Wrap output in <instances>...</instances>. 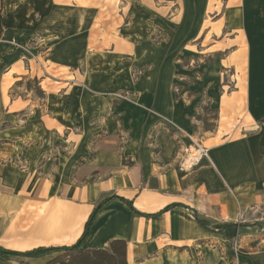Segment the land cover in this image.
<instances>
[{
    "label": "crops",
    "instance_id": "obj_1",
    "mask_svg": "<svg viewBox=\"0 0 264 264\" xmlns=\"http://www.w3.org/2000/svg\"><path fill=\"white\" fill-rule=\"evenodd\" d=\"M36 1L35 27L61 42L84 35L86 52L71 79L54 74L65 66L52 59L46 70L32 64L18 47L32 39L21 16L26 6L0 0V247H70L109 197L81 241L84 250L123 241L127 264H264V0L227 8L228 32L245 59L243 87L228 93L223 85L216 97L207 88L219 115L229 104L243 105L248 127L236 137L196 136L209 158L191 169L183 168L194 138L191 106L176 98L178 60L166 45L176 31L201 37L214 2H138L119 15L122 22L106 23L103 37L93 29L105 24L98 23V0ZM255 27L263 30L260 53ZM47 39L41 34L39 46L48 55ZM31 79L41 97L27 89ZM221 224L232 226L212 227ZM235 237L239 250L231 247ZM64 254L0 256V264H58Z\"/></svg>",
    "mask_w": 264,
    "mask_h": 264
},
{
    "label": "rangeland",
    "instance_id": "obj_2",
    "mask_svg": "<svg viewBox=\"0 0 264 264\" xmlns=\"http://www.w3.org/2000/svg\"><path fill=\"white\" fill-rule=\"evenodd\" d=\"M23 1L24 0H11V8L13 9L15 5H20V3H23L26 6L25 12L21 16L24 19L25 27L27 28L29 25L33 31L30 32L31 36L28 37L32 38L29 44L24 43L19 45H28L32 49L31 44L36 43L33 48L36 47L34 52L39 55V63L32 62V64H35L40 68L43 67L45 68L44 70H46L47 67L45 62L48 58L52 59L65 66V68H58V72H54V74L62 79H66L67 77L71 79L70 72L72 71V67H79L81 65L79 60L84 59L85 56L86 45L84 35L80 36L73 42L71 40L61 42L58 39H53L52 36L55 37V33H52L50 30L46 33L43 29L41 31L40 27H35L36 24L40 25L41 20V6L39 2L36 0ZM46 1L48 0H45V2ZM70 1L71 0H68L67 2ZM147 1L151 2V0H98L97 3L101 4V6L99 5L98 7L101 11L98 16V23L105 24L96 25L93 29L96 30L97 35L105 37L104 34L109 31V28L107 27L108 24L106 23H110L114 27L116 25L115 20L119 19V22H122L119 15L122 17L124 13L127 14V16L132 13L129 10L132 4L138 2L144 3ZM154 1L158 3L168 2V0ZM64 2L66 1L64 0ZM211 2H214L215 5H213L204 15L205 22H203L204 28L201 37H193L195 33L194 29L191 30L194 32L192 36H190L191 31L188 30L185 35L186 37L184 36V38H182L181 35L179 36L177 31L172 34L168 32V35L171 34L172 40L166 45L171 53H174V55L176 53L177 55L176 60H178L177 66L179 71L177 70L178 75L174 83L175 95L177 99L189 100L187 104L188 106H191L192 112L191 118L193 126L191 131L194 136L193 141H196V136H201L203 133H206V136H210L218 132L217 137L219 138V136L224 133L233 131L235 133L233 136L236 137L239 136L241 131L243 132L244 128L248 127L247 121L244 119L243 105L240 103L239 105L234 106L229 104L226 108L229 112L224 113L222 108L219 115L216 103L209 100V98H211L208 91L209 88H213L212 96L216 97V95H220V92H222L221 87L223 85L228 86V88H224L228 93L232 92L235 86L238 88L243 87L245 62V59L243 60V58L239 56V51L237 50L240 48V42H238L239 39L235 37L236 33L228 32L229 28H227V18L228 15L231 16V12H228L229 9L227 8L232 6V4L234 5L237 0H211ZM104 6L106 9L102 10L101 8ZM43 11L46 12V9H43ZM191 13H194V16L197 15V12ZM168 14H170V12ZM261 15L262 14L260 13V16ZM167 18H169L168 15ZM215 21L217 22L215 23ZM221 25H224L223 33L220 31ZM254 29L253 40L254 42L257 40L258 43L255 42L256 51L257 53H260L259 51L262 49L259 46V40L261 38L260 34L263 33V30L259 33V28L255 27ZM41 34L48 36V39L45 40L46 45L48 47L52 46V50L48 55L39 46ZM158 35L160 34L158 33ZM213 36L215 37L213 38ZM160 37V41L164 42L165 38L163 36ZM91 40L93 42L91 47L96 46V38H92ZM162 42H158V45ZM40 51H42L41 56ZM37 82L36 79H31L26 83V87L31 91L32 97L38 98L42 96V91L38 87ZM63 85L65 86V84ZM60 86H62V84ZM262 115H264V113H262ZM237 120L239 122H237ZM251 220H253V218H251ZM235 241H238L236 240V237L234 238L231 247H233L234 250H237L239 246Z\"/></svg>",
    "mask_w": 264,
    "mask_h": 264
},
{
    "label": "trees",
    "instance_id": "obj_3",
    "mask_svg": "<svg viewBox=\"0 0 264 264\" xmlns=\"http://www.w3.org/2000/svg\"><path fill=\"white\" fill-rule=\"evenodd\" d=\"M108 198L109 197L103 199L96 206V208L91 213L85 224L81 237L74 245L70 247H38L23 252L6 250L0 247V256L3 257L20 256V257L36 258L53 252L63 251L65 254L57 259L58 264H127L125 259L126 244L123 241H112L109 244L108 248L106 249L84 250L80 247L81 241L87 234V231L90 227V224L93 220L95 213L98 211L99 207L105 201H107ZM124 201L131 209H133L131 202L126 200ZM168 208L169 207H166V209ZM193 216L199 225L203 227H210L209 221L199 217L195 212L193 213ZM230 226H232V224L213 225L212 227L217 230H223ZM72 252H76V254L71 255L70 253ZM67 256L68 259L66 260L65 258Z\"/></svg>",
    "mask_w": 264,
    "mask_h": 264
},
{
    "label": "built area",
    "instance_id": "obj_4",
    "mask_svg": "<svg viewBox=\"0 0 264 264\" xmlns=\"http://www.w3.org/2000/svg\"><path fill=\"white\" fill-rule=\"evenodd\" d=\"M20 47L23 52H24V56L25 58L35 62V63H39V55L38 54H34L32 49L28 46H18ZM191 148H193L195 150V155L193 156V158H191ZM186 155H187V161L189 162L187 166H183L185 164V162L187 161H183V168L185 169H191L193 166H195L202 158L207 159L208 160V149L205 148L204 146H202L200 144V142H194L192 140V144L191 146H189L186 149Z\"/></svg>",
    "mask_w": 264,
    "mask_h": 264
},
{
    "label": "bare ground",
    "instance_id": "obj_5",
    "mask_svg": "<svg viewBox=\"0 0 264 264\" xmlns=\"http://www.w3.org/2000/svg\"><path fill=\"white\" fill-rule=\"evenodd\" d=\"M195 154H193V156H194ZM193 156L191 157V158H193ZM187 163H189V162H187Z\"/></svg>",
    "mask_w": 264,
    "mask_h": 264
}]
</instances>
